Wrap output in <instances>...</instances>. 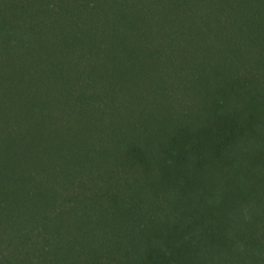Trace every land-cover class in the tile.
I'll return each mask as SVG.
<instances>
[{
  "label": "trees",
  "instance_id": "obj_1",
  "mask_svg": "<svg viewBox=\"0 0 264 264\" xmlns=\"http://www.w3.org/2000/svg\"><path fill=\"white\" fill-rule=\"evenodd\" d=\"M207 1L0 0V264H264V0Z\"/></svg>",
  "mask_w": 264,
  "mask_h": 264
},
{
  "label": "rangeland",
  "instance_id": "obj_2",
  "mask_svg": "<svg viewBox=\"0 0 264 264\" xmlns=\"http://www.w3.org/2000/svg\"><path fill=\"white\" fill-rule=\"evenodd\" d=\"M189 1L195 2L197 4L198 12L201 15V17H200L201 22L204 21V18L207 14H211L213 17H215V7L209 6L207 0H189ZM203 26H204V24H201L199 27H197V28H199V29H197V32L202 33L205 30V28H201ZM208 29L213 30L214 24L209 26Z\"/></svg>",
  "mask_w": 264,
  "mask_h": 264
}]
</instances>
